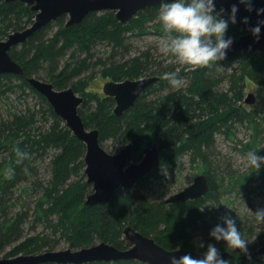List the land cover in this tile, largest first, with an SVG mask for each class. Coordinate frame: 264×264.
<instances>
[{"label": "trees", "instance_id": "1", "mask_svg": "<svg viewBox=\"0 0 264 264\" xmlns=\"http://www.w3.org/2000/svg\"><path fill=\"white\" fill-rule=\"evenodd\" d=\"M178 2L185 3L184 15L168 11L171 4H164L142 10L125 24L111 11L91 13L82 24L69 28L63 27L62 17L41 29L20 50L12 48L10 54L25 69L26 76L1 75L0 100L9 101L19 90L25 97L29 93L38 96L43 104L31 106L26 101L24 109L0 115V257L18 243L5 258L52 251L59 236L68 239L74 249L103 241L125 250L129 245L124 228L132 225L168 250L231 254L229 259L213 264H264V257L251 256L264 242V234L258 245L244 244L254 235L250 216L244 215L240 222L239 216L231 218L227 211L237 202L253 209L255 198L264 194V112L245 103L247 80L264 87V52L240 51L234 60L215 63L197 46L198 41L206 38L227 42L239 37L241 30L232 25L218 27L203 4ZM34 18L30 6L21 2L6 5L0 0V40L12 29H23ZM54 25H60V32L43 40ZM148 34L175 42L167 64L153 59L150 52L123 63L108 64L103 59L92 62L98 44L110 46L113 53L126 51L130 36ZM69 50L73 55L85 53L86 57L79 55L74 64H66L55 74L58 59ZM192 54H197L194 63ZM227 62H235L236 66H226ZM48 63L49 83L57 90L71 87L77 94L82 93L80 115L88 129L94 126L99 130L103 147L109 141L133 144L131 160L139 161L141 146L150 136L159 144L162 164L135 188L118 190L106 205L85 206L92 192L83 174L86 145L26 80ZM97 66H102L105 78L115 82L155 76L161 79L137 99L134 107L117 116L112 110L114 99L105 97L101 107L97 96L87 91L84 94L82 81L73 82ZM15 80L19 83L14 84ZM221 141L229 144L230 156L219 146ZM52 152L43 170L48 175L41 176L40 169ZM240 157L249 162L247 168L238 164ZM198 175L207 177L209 192L184 203L149 201L141 190L150 179L163 184L174 181L182 187ZM32 191L39 197L33 207L26 208L21 198ZM19 204L21 208L17 209ZM31 212L34 229L38 224L46 228L25 237L24 225Z\"/></svg>", "mask_w": 264, "mask_h": 264}, {"label": "water", "instance_id": "2", "mask_svg": "<svg viewBox=\"0 0 264 264\" xmlns=\"http://www.w3.org/2000/svg\"><path fill=\"white\" fill-rule=\"evenodd\" d=\"M180 0H4L6 5L21 2L30 6L36 14L33 25L0 40V76L5 74L25 77L26 71L15 61L10 52L12 48L28 42L41 29L62 17H68L66 28L80 25L91 13L114 12L121 23H128L146 8L161 6ZM192 4H203L215 19L223 17L225 24L234 23L241 28L243 35L227 42L200 39L198 46L213 57L215 63L234 60L240 51L246 53L264 52V0H188ZM223 11L219 14V11ZM160 77L126 79L122 82L110 81L103 91L115 101L114 114L123 115L135 106L137 99L150 86L160 81ZM29 85L46 98L59 116L72 131L73 135L86 145L85 175L92 192L85 201L86 207L106 205L112 201L120 189L131 190L138 182L162 164L159 144L154 143L143 150V158L134 162L130 157L133 144H128L117 154H111L101 144L98 129H88L80 115L84 98L73 88L57 90L52 83L34 77L26 78ZM246 104H254L251 94ZM209 192L208 179L198 175L193 183L167 199L168 204L184 203L205 196ZM124 238L129 244L125 250L115 245L101 242L79 250L46 251L13 258H0V264H90L113 263L120 261H139L144 264H213L231 257L230 253L218 251L201 253L178 248H163L153 238L145 236L132 225L124 228ZM264 255V242L251 256Z\"/></svg>", "mask_w": 264, "mask_h": 264}, {"label": "rangeland", "instance_id": "3", "mask_svg": "<svg viewBox=\"0 0 264 264\" xmlns=\"http://www.w3.org/2000/svg\"><path fill=\"white\" fill-rule=\"evenodd\" d=\"M167 10L171 11L175 14L184 15L185 12H183V11L185 10V3L184 2L172 3ZM35 16H36V14L34 13V17ZM209 18L211 19L210 16H209ZM23 20H25V18ZM68 20H69L68 17L64 18L63 24H62L63 27L66 26ZM34 21H35V18L33 19L32 22L25 25V27L23 29H20V30L19 29H17V30L12 29L9 32V35L14 34L18 31L26 30L27 28H29L33 25ZM60 30H61L60 25H54L51 29H49L46 32V34L43 37V40L52 39L53 36L57 35V33L60 32ZM236 32H237V30H236ZM130 37L131 38L128 40V49L126 51L121 50V52L113 53L112 48L110 46L98 44V46H96L92 52L93 53L92 62H95L98 59H103V60H106L108 62V64H110V63H123V62H125L131 58L141 56L145 52H150V54L153 55L152 56L153 59L157 60L158 62L164 61L165 64L168 63V61L170 59V49L175 44V42L172 40V38H168V37L166 38V37H163V36L158 35V34H148V35H143V36H130ZM7 38L8 37H6L4 40H6ZM21 46L22 45L16 46V47H18V49L20 50ZM197 46H198V43H197ZM113 54H115V56ZM79 55L82 59H84L86 57L85 53L82 55L79 53H76L75 55H73V50L67 51L64 56H62L61 58L58 59V64H57L58 69H56L55 74H59L62 71V69L66 66V64H68V63L74 64V61H76V58ZM192 56H193L192 63H194V61L197 57V54H192ZM209 57H210V59H213V57L211 55H209ZM184 62H185V59L182 60V64ZM225 65L230 66V67L232 66V68H233L236 66V63L235 62H227V63H225ZM102 69H103L102 66L91 67L88 71L83 72L81 75H79L77 78H75L73 80L74 83H78V82L82 81L81 85H82V88L84 90V94L87 91L89 95L97 96L100 99L101 107L103 106L102 102H104V98L107 97L103 91L104 85L107 82L113 81V80H111L109 78H105L103 76V73H102L103 70ZM49 73H50V67H49V63H48V64L44 65V67L40 70L39 74H35L32 77L39 79V80L43 79V80H45L44 82L49 83V82H51L49 79L50 78ZM18 83H19V81H17V80L14 81V84H18ZM183 83H185V82H183ZM247 85L248 86L246 89L245 99L249 95L252 94L255 97V103L252 105L251 104L250 105L246 104V105H248L250 107L252 106L253 108H255L257 110L264 112V87L257 86L250 80H247ZM69 88H71V87H69ZM78 95L83 97L82 93H78ZM26 101L31 106H34V105L35 106H41V104H43L41 99L38 98V96L29 93L28 97H25L22 95V93L19 94V90H18L16 92V94H12L10 96L9 101L0 100V115L7 116L6 114H8L9 111L24 109L25 105L28 104ZM91 107H95V108H93V111H95V109H96L95 102L91 103ZM114 108H115V106L112 109L113 112H114ZM49 125H51V122L49 123ZM94 128H95L94 126L89 127V129H94ZM241 138H243V137L241 136ZM154 143H156V139H154L153 136H150V138H148L146 140V142L141 146V151L143 149H145L146 147L151 146ZM103 145H104V148L109 153H117L124 147V144H122L121 142H113V141L106 142ZM219 146L221 147V149H223V151L225 153H228L229 156L231 155L230 149L228 147L229 144L227 142L221 141ZM53 153L54 152L50 153L51 156L47 157L46 162L44 163L43 167H41V169H40L41 170L40 174H42L41 176L44 175L46 177L48 175V173L43 172V170H44V167L47 166L49 164V161L52 159ZM238 164L242 167L247 168V166L249 165V162H247L246 159L240 157L238 160ZM188 172H189V167H188V169H185L184 175H187ZM83 174L85 175V170H84ZM80 176H79V178H80ZM86 181H87V177H86ZM162 182L163 181H160V180L150 179L147 186H145L141 189L143 194L145 195V197L149 201H154V202H160V201H164V200L166 201L171 195L178 193V192L182 191L183 189L187 188L193 182V180L190 181L189 183L185 184L182 187H180V184H178L177 182H174V181H170V182L167 181L164 184ZM38 197H39V194H36L32 191V192H30V195L22 196L21 199H22V202H25L27 204L26 208L27 207L31 208L34 206L33 203L37 200ZM253 203H254L253 209L244 208L240 202H237L236 204H233L232 206H229L227 208V211H228L229 215L231 216V218L239 216L238 220L240 222L243 219L241 217H243L244 215L250 216L251 223L254 226V235L250 240H248V241L246 240L244 242V244H247L248 246L258 245L260 242L261 235L264 234V194L256 197L255 200L253 201ZM20 206L21 205L19 204V206H17V209L21 208ZM33 221H34V216H32V212H31V217L29 218L28 222L24 225L25 226V237L37 235L38 233L43 232V230L46 228V226L44 224H38L34 229ZM46 231H47V233H50L47 229H46ZM56 239L59 241V243H58L57 247L55 249H53L52 251H63V250H68V249L79 250V249L71 248L70 242L68 241V239L61 238V236L57 237ZM99 243H101V241L96 242V244H99ZM18 245H19V243L13 245L10 248H7L5 250V252L1 254L0 258L1 259L5 258L4 256L6 255V253L13 250ZM87 247H89V246H87ZM44 252H46V251H44ZM38 254H40V253H38ZM9 258H13V257H9Z\"/></svg>", "mask_w": 264, "mask_h": 264}, {"label": "flooded vegetation", "instance_id": "4", "mask_svg": "<svg viewBox=\"0 0 264 264\" xmlns=\"http://www.w3.org/2000/svg\"><path fill=\"white\" fill-rule=\"evenodd\" d=\"M205 7V6H204ZM205 9H206V7H205ZM206 11L209 13V16L211 17V20H212V22L214 23V24H216L218 27H225V28H227V27H229V26H234L235 28H239V27H236L235 26V24L234 23H230V24H225V21H224V18L221 16V17H218V16H216V18L214 19L212 16H211V14H210V12L206 9ZM223 11V9H221L220 11H219V14L221 13ZM240 30H241V28H239ZM241 32H242V34L241 35H243L244 34V32L241 30ZM240 35V36H241ZM127 146V145H126ZM126 146H124V147H126ZM123 147V148H124ZM122 148V149H123ZM121 149V150H122ZM144 150V149H143ZM143 150H142V153H143ZM161 152V151H160ZM118 153V152H117ZM117 153H111V154H117ZM162 153V152H161ZM142 158H143V155H142ZM141 158V159H142ZM130 159H131V157H130ZM131 161H133V160H131ZM140 161V160H139ZM134 162H138V161H134ZM163 162V161H162ZM126 240V239H125ZM128 243V242H127ZM129 245V244H128Z\"/></svg>", "mask_w": 264, "mask_h": 264}, {"label": "bare ground", "instance_id": "5", "mask_svg": "<svg viewBox=\"0 0 264 264\" xmlns=\"http://www.w3.org/2000/svg\"><path fill=\"white\" fill-rule=\"evenodd\" d=\"M176 2H178V1H176ZM173 3H175V2H173ZM168 4H172V3H168ZM157 7H158V6H157ZM152 8H153V7H152ZM75 26H77V25H75ZM71 27H73V26H71ZM68 28H69V27H68ZM205 39H206V38H205ZM212 40H213V39H212ZM217 41H218V40H217ZM15 61H16V60H15ZM144 78H150V77H144ZM94 129H95V128H94ZM162 157H163V156H162ZM150 174H151V173H150ZM150 174H149V175H150ZM192 183H193V182H192ZM192 183H191V184H192ZM191 184H190V185H191ZM190 185H189V186H190ZM178 193H179V192H178ZM175 194H177V193H175ZM175 194H173V195H175ZM173 195H171V196H173ZM171 196H170V197H171ZM170 197H169V198H170ZM169 198H168V199H169ZM166 201H167V200H166ZM166 201H165V202H166ZM166 203H167V202H166ZM151 238H152V237H151ZM153 239H154V238H153ZM154 240H155V239H154ZM155 241H156V240H155ZM156 242H157V241H156ZM183 249H186V248H183ZM187 250H191V249H187ZM193 251H195V250H193ZM257 251H258V250H257ZM257 251H256V252H257ZM196 252H199V251H196ZM227 253H228V252H227ZM254 253H255V252H254ZM253 257H264V255H261V256H253ZM120 262H121V261H120Z\"/></svg>", "mask_w": 264, "mask_h": 264}]
</instances>
